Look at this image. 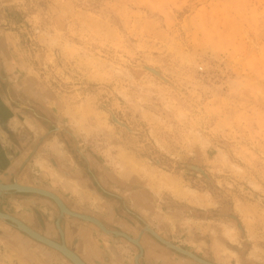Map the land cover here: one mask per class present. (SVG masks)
<instances>
[{"label": "rangeland", "instance_id": "1", "mask_svg": "<svg viewBox=\"0 0 264 264\" xmlns=\"http://www.w3.org/2000/svg\"><path fill=\"white\" fill-rule=\"evenodd\" d=\"M0 85L5 163L31 150L33 185L214 264H264V0H0ZM91 229L131 264L136 248ZM21 262L0 239V264Z\"/></svg>", "mask_w": 264, "mask_h": 264}, {"label": "flooded vegetation", "instance_id": "2", "mask_svg": "<svg viewBox=\"0 0 264 264\" xmlns=\"http://www.w3.org/2000/svg\"><path fill=\"white\" fill-rule=\"evenodd\" d=\"M0 89H1V93H3L6 97L7 90L4 89L2 85H0ZM10 106L12 109H14V107H16V104L11 103ZM29 106L31 107V111H32L33 106L31 105ZM34 113L35 114L32 117L35 121H37L36 123L38 124V127H39L38 129L40 131V138H42L45 134L50 133L52 131V128L49 127L50 121L47 115L40 114L38 112H34ZM51 135L52 134L50 133L46 138L48 139V137H50ZM35 146L36 144L33 146V148ZM30 151L28 150L27 152H25L22 158L19 157L13 169L0 173L1 183L11 184L16 179V181L21 184L33 185L30 182L29 174H28L29 173L28 168H29V164L31 161V157H32ZM33 186H37L42 189H47L45 187H41L38 185H33ZM9 194L11 195H5L3 197H0V210L17 218L25 226H27L32 231L38 233L39 235L53 242H56L60 245H63L68 250H70L72 253L77 255L81 259V261H83L85 264H108L107 260L104 257L101 258L100 260L93 258L92 247L89 245L88 241L85 239L83 233L81 232L82 229H84L83 228L84 226L79 225L80 223H83L85 226L90 227V228L93 227L99 230L105 236H108V234H105L104 232H102L95 224H93L90 221H86L83 219H79L75 216L68 215L66 213L60 217V212H59L58 207L53 202L45 199L42 196L24 194V193H18V192H10ZM13 195L19 196V198L21 199L26 198V197L33 198L36 201V203H45L46 205H50V206L55 205L56 207L55 216L53 217L52 221L49 222L47 221L46 214L41 213L37 211L36 209H34V211H32V213L29 214V217L28 216L23 217L20 215L14 216L6 207L7 203L5 201L7 197L13 196ZM58 196L61 198V201L66 205L69 211L94 217L98 219L100 223L108 230L119 231V232L125 233L132 239H136L137 236L140 235L139 245L141 247V256L137 258L138 264H156V262L154 263L155 260L160 259V262H162L167 257L169 258L173 255H176L169 248L161 244L153 235L147 232L145 227L149 226L151 229L152 227L146 220L143 219L142 221L141 220L135 221L134 219H131V221H129V220H125L122 217L116 216L115 218L116 221L114 222H118L121 225H123L124 229L120 227L117 229H112L111 223L113 221H110L111 219L98 217L94 213H91L87 209L82 208L79 205H76L72 201H68L60 195ZM33 206L35 207V205ZM59 217H60V221H59V228H58L57 221ZM140 223H142V225H140ZM132 233H135V234H132ZM111 237H115V236L112 235ZM118 238L119 240L130 245L133 249L136 248V251L131 256V264H136L135 258L139 254V249L133 243L129 242L128 240L122 237H118ZM0 239L12 245L16 249V253L18 257H20V259H22V261H24V263L26 264H52L53 259H57L59 260V262L63 264H74L70 259H68L64 254H62L58 250L41 244L40 242L36 241L32 237L25 234L17 226L15 227L11 225L8 221L0 220ZM21 263L24 264L23 262Z\"/></svg>", "mask_w": 264, "mask_h": 264}, {"label": "water", "instance_id": "3", "mask_svg": "<svg viewBox=\"0 0 264 264\" xmlns=\"http://www.w3.org/2000/svg\"><path fill=\"white\" fill-rule=\"evenodd\" d=\"M16 183L17 182L15 179L13 184H7V185L0 184V197H2L3 194L9 193V192H18V193H26V194H31V195L42 196L45 199L53 202L58 207L59 212H60V217L66 213L68 215L75 216L79 219L90 221L93 224H95L105 234L113 235L115 237H122V238L128 240L129 242L133 243L139 249V254L136 257L138 258L141 256V247H140L139 243L136 242V240L140 237V235H138L136 239H132L131 237H129L125 233H122L119 231H111V230L106 229L100 223V221L94 217L86 216V215H82V214H78V213L74 214V212H71L69 210H65V212H62L63 209L65 208V206L63 205L61 199L57 195H55L54 193L49 192L46 189H42L39 187L37 188V187H31V186L30 187L20 186ZM60 217L57 221V227L58 228H59ZM0 220L1 221H8L11 225H13L15 227L17 226L25 234L32 237L33 239L40 242L41 244L58 250L59 252L64 254L68 259H70L74 264H77V262L79 261V258L74 253H72L70 250H68L66 247H64L63 245H60L56 242H53V241L39 235L38 233L32 231L27 226H25L22 222H20L17 218L9 215L8 213H6L2 210H0ZM145 229L147 230V232H149L151 235H153L161 244H163L165 247L169 248L170 250L175 251V252H177V253L185 256V257H188V258L198 262L199 264H214L208 260H205L201 257H198L194 253L187 251V250L181 248L180 246H177L175 244L170 243L169 241L164 240L156 232H154L149 226H146ZM137 258H135L136 264H138L137 260H136Z\"/></svg>", "mask_w": 264, "mask_h": 264}, {"label": "crops", "instance_id": "4", "mask_svg": "<svg viewBox=\"0 0 264 264\" xmlns=\"http://www.w3.org/2000/svg\"><path fill=\"white\" fill-rule=\"evenodd\" d=\"M7 109L9 111L5 110L4 101H3V98H2V96L0 94V127L5 126V121L4 120L7 119V117H9V118L12 117V116H10L11 112H12L10 110H12V109H9V107ZM5 152H6V149L0 143V173H2L4 171H7V170H11L12 169V165H13V163H11L9 161L5 163V161H6L5 160V156H6V158L8 157ZM14 162L16 163V161H14ZM7 163H9V164H7ZM17 183L19 184V182H17ZM21 185H24V184H21ZM27 186H31V185H27ZM81 232L83 233L85 239L88 241L89 245L92 247L93 258L94 259L100 260L101 258L104 257L107 260L108 264H121L118 261H114L115 256L113 255V252H111L109 246L106 249L104 247L103 248H99L98 247L96 242H100V241H99L98 238L97 239L95 238L96 232H94L93 229H91L90 227H86V229L85 228L82 229ZM110 253H112V254H110ZM117 256L119 257V255H117ZM167 260H168L169 263L167 262ZM174 260L175 259L171 256L169 258L167 257L162 262H163V264H173ZM155 262L159 263V264H162V262H160V259L159 260H155L154 263ZM20 264H22V263H20Z\"/></svg>", "mask_w": 264, "mask_h": 264}, {"label": "bare ground", "instance_id": "5", "mask_svg": "<svg viewBox=\"0 0 264 264\" xmlns=\"http://www.w3.org/2000/svg\"><path fill=\"white\" fill-rule=\"evenodd\" d=\"M0 184H2V185H7V184H4V183H1L0 182ZM11 184H13V183H11ZM16 184H18V183H16ZM18 185H20V186H27V185H21L20 183L18 184ZM27 187H30V186H27ZM32 187V186H31ZM48 191V190H47ZM49 192H51V191H49ZM53 193V192H52ZM56 195V194H55ZM63 203V202H62ZM63 205L65 206V208L63 209V211L62 212H65V210H68L67 209V207H66V205L63 203ZM72 212V211H71ZM74 214H75V212H74ZM136 242L137 243H139V238L136 240ZM77 256V255H76ZM78 257V256H77ZM79 258V257H78ZM81 259L79 258V261L77 262V264H85L83 261L81 262L80 261Z\"/></svg>", "mask_w": 264, "mask_h": 264}, {"label": "built area", "instance_id": "6", "mask_svg": "<svg viewBox=\"0 0 264 264\" xmlns=\"http://www.w3.org/2000/svg\"><path fill=\"white\" fill-rule=\"evenodd\" d=\"M201 68V67H200Z\"/></svg>", "mask_w": 264, "mask_h": 264}]
</instances>
